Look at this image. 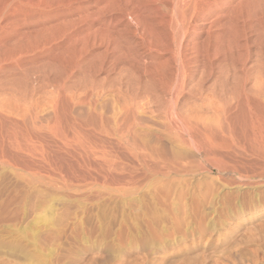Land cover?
<instances>
[{
  "label": "bare ground",
  "instance_id": "1",
  "mask_svg": "<svg viewBox=\"0 0 264 264\" xmlns=\"http://www.w3.org/2000/svg\"><path fill=\"white\" fill-rule=\"evenodd\" d=\"M0 171L173 208L202 177L263 183L264 0H0Z\"/></svg>",
  "mask_w": 264,
  "mask_h": 264
},
{
  "label": "rangeland",
  "instance_id": "2",
  "mask_svg": "<svg viewBox=\"0 0 264 264\" xmlns=\"http://www.w3.org/2000/svg\"><path fill=\"white\" fill-rule=\"evenodd\" d=\"M214 175L173 208L170 186L41 199L0 171V264H264V182Z\"/></svg>",
  "mask_w": 264,
  "mask_h": 264
}]
</instances>
